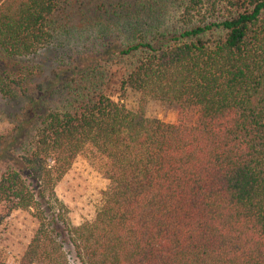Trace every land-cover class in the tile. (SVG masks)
I'll use <instances>...</instances> for the list:
<instances>
[{"label": "trees", "instance_id": "obj_1", "mask_svg": "<svg viewBox=\"0 0 264 264\" xmlns=\"http://www.w3.org/2000/svg\"><path fill=\"white\" fill-rule=\"evenodd\" d=\"M47 49L48 81L32 60L0 72L20 104L0 226L37 222L16 264H70L65 242L78 264H264V0H0V53ZM150 99L176 122L146 117ZM83 154L109 184L74 226L53 188Z\"/></svg>", "mask_w": 264, "mask_h": 264}, {"label": "rangeland", "instance_id": "obj_2", "mask_svg": "<svg viewBox=\"0 0 264 264\" xmlns=\"http://www.w3.org/2000/svg\"><path fill=\"white\" fill-rule=\"evenodd\" d=\"M53 57L54 53L48 49L36 57L26 59L0 53V72L3 74L16 73L19 68L32 60V63L38 66L30 65L41 71L38 78L41 81H48L53 76L52 68L55 66ZM125 92L121 103L128 109L135 110L140 94L129 90ZM113 99L118 100L117 94L113 95ZM19 109L18 102L0 95V136H4L9 129V122ZM144 111L146 117L159 119L166 123H173L177 120V109L174 104L150 99L146 101ZM192 119L193 117L190 116L188 121L191 122ZM1 170L2 165H0ZM108 184V180L102 177L97 163L83 154L74 159L65 174L55 182L53 190L57 201L63 206L66 220L71 225L78 226L85 221H91L96 210L101 208ZM1 222L0 258L8 264H16L37 228V222L26 211L21 210L10 211ZM64 248L69 263L78 264L70 251L71 247L66 242Z\"/></svg>", "mask_w": 264, "mask_h": 264}]
</instances>
